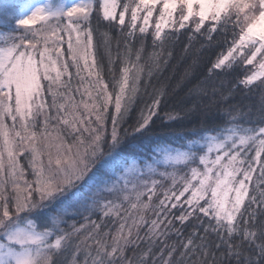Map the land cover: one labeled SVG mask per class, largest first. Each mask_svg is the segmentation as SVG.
<instances>
[{
	"label": "snow or ice",
	"instance_id": "6c2138e0",
	"mask_svg": "<svg viewBox=\"0 0 264 264\" xmlns=\"http://www.w3.org/2000/svg\"><path fill=\"white\" fill-rule=\"evenodd\" d=\"M0 26V264H264V0H0Z\"/></svg>",
	"mask_w": 264,
	"mask_h": 264
},
{
	"label": "trees",
	"instance_id": "16d2710c",
	"mask_svg": "<svg viewBox=\"0 0 264 264\" xmlns=\"http://www.w3.org/2000/svg\"><path fill=\"white\" fill-rule=\"evenodd\" d=\"M27 1L28 0H14L15 3H26ZM0 28H2V26H0ZM113 34H115V33H113ZM115 51L116 50L114 48V54H115ZM175 63H176V61L173 60L172 64H175ZM180 71H182V69L177 70L176 75L174 77H172L171 81L168 83L169 90H171V87L175 84L176 79L179 77ZM237 75H240L242 77L243 72L241 71V72L237 73ZM169 76H172V66L171 65L168 67L167 71H165L163 73V75L160 77V81L161 82L165 81V79ZM233 82H235V81H233ZM183 91L184 90L177 92L176 95L173 97V101H175L176 99H179V97H181L183 95ZM261 95H262V90L259 88H254L251 92H246L245 90L241 89V90L237 91L235 93V96L233 98L229 99L226 103L239 105L245 111L247 110V106H249V105H251L253 107V109H256L259 107ZM187 127H191V126L188 125ZM21 163L24 164L25 167H27L26 161L21 160ZM92 218L95 220H99L100 219L99 213L94 215ZM72 219L77 221V227H79V225L81 223H85L83 216L73 217ZM107 223L112 226L111 231H115V228L118 227V223L113 224V221L111 219H109L107 221ZM189 230H191V229L190 228L187 229L186 233ZM82 235H86V233H83ZM175 239H176L175 236L170 237V239L168 240V243H171ZM162 246L163 245H160V247H162ZM144 247H145V245H141V249ZM155 251L158 252L159 247H157L155 249ZM129 254H131V253H129ZM165 255H166V253H165ZM78 256H79V260L83 261V258H84L83 255L78 253ZM68 259L70 260L71 257H69Z\"/></svg>",
	"mask_w": 264,
	"mask_h": 264
},
{
	"label": "rangeland",
	"instance_id": "374dc122",
	"mask_svg": "<svg viewBox=\"0 0 264 264\" xmlns=\"http://www.w3.org/2000/svg\"><path fill=\"white\" fill-rule=\"evenodd\" d=\"M65 1H66V0H65ZM27 2H33V0H28ZM27 2H26V3H27Z\"/></svg>",
	"mask_w": 264,
	"mask_h": 264
}]
</instances>
